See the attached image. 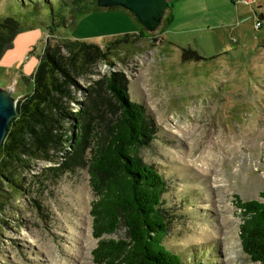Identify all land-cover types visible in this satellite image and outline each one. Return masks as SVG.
<instances>
[{
	"label": "rangeland",
	"instance_id": "374dc122",
	"mask_svg": "<svg viewBox=\"0 0 264 264\" xmlns=\"http://www.w3.org/2000/svg\"><path fill=\"white\" fill-rule=\"evenodd\" d=\"M34 1L0 0V17L15 16L22 26L0 57V88L13 84L12 97L29 92L25 78L37 66L51 26L59 37L101 46L130 33L127 42L106 50L112 64L98 61L77 80L73 120L78 117L74 111L87 108L102 90L99 81L114 72L128 97L141 105L150 130L139 155L167 181L162 195L169 219L165 245L191 264H259L241 248L235 196L258 198L264 186V0H217L215 11L201 12L198 17L209 18L201 23L207 26L229 16L228 6L236 2L241 25L222 34L227 43L220 51L213 47L217 35L211 41L196 35L204 51L190 47L206 58L187 61L181 50L187 44L174 39L194 40L193 33L179 37L166 31L164 39L168 7L154 31L143 29V36H134L142 25L122 7L100 8L82 0L88 8L71 24L73 0H49L53 18L47 1L41 10ZM63 12L68 25H53ZM110 101L88 106L91 123L104 125L113 116ZM64 126L72 131L69 120ZM50 155L12 166L18 191L3 183L7 197L0 206V264H96L89 213L95 193L85 165L87 150L67 143ZM122 233L121 228L113 236Z\"/></svg>",
	"mask_w": 264,
	"mask_h": 264
},
{
	"label": "trees",
	"instance_id": "16d2710c",
	"mask_svg": "<svg viewBox=\"0 0 264 264\" xmlns=\"http://www.w3.org/2000/svg\"><path fill=\"white\" fill-rule=\"evenodd\" d=\"M45 1L51 5L49 0ZM92 2L95 4L96 0ZM62 3L65 7L66 2ZM72 3L76 4L73 11L70 8V20L74 24L88 4L82 0ZM34 7L43 9L44 0H35ZM51 10L53 18V7ZM170 16L166 17L167 22ZM52 23L68 25L64 12ZM21 27L15 16L0 17V57L12 46ZM143 29L142 26L132 35L143 36ZM53 30L51 26L37 66L25 78L31 88L19 97L16 115L10 119L0 146V206L7 197L3 183L12 192L19 188L13 165L51 159L50 151H61L68 143L72 149L87 150L85 165L95 193L89 213L92 234L97 239L91 249L96 264H191L164 243L169 219L162 195L167 181L139 155L150 130L141 105L128 97L114 72L99 81V84L104 82L102 90L87 105L88 108L109 104L112 98L113 116L104 125L91 123L87 108L81 105L74 111L78 115L76 122L72 117L70 105L75 101L79 77L98 61L112 64L106 50L127 42L130 33L117 35L101 46L86 40L62 38ZM181 50L185 61L206 58L190 46ZM67 120L71 122L70 133L64 126ZM235 205L241 218L238 233L241 248L251 261L264 264V186L258 191V198L243 200L236 195ZM121 228L123 233L113 236Z\"/></svg>",
	"mask_w": 264,
	"mask_h": 264
},
{
	"label": "crops",
	"instance_id": "0c3cea01",
	"mask_svg": "<svg viewBox=\"0 0 264 264\" xmlns=\"http://www.w3.org/2000/svg\"><path fill=\"white\" fill-rule=\"evenodd\" d=\"M169 1V0H168ZM171 7L168 9V17L170 16V20L166 23L165 28L162 30V34L165 38V32L168 31L172 35H178L179 37L182 34H187L192 32L194 40L192 37L184 40L174 39L175 41L182 43L187 46L195 47L196 49H203L204 45L202 41L196 36H202L204 38L208 37V40L211 41V38L215 37V45L214 51H220L223 47L222 45H226L227 43V34L226 33L231 28L233 29L236 25H241L242 17L239 15V5L236 2H233V6H228V10L230 11V15L221 19L219 22H214L207 24V26L202 25V21H206L209 18L207 17L205 20L202 17H198L201 12H210L215 11L216 7L220 4L217 0H170ZM233 1V0H232ZM240 4V3H239ZM228 5V4H227ZM173 24L175 27L173 29ZM169 27L166 30V27ZM235 31V28L232 30ZM241 31V29H240ZM240 37L242 38V33H240ZM202 38V39H204ZM243 39V38H242ZM222 47V48H221ZM200 50V49H199Z\"/></svg>",
	"mask_w": 264,
	"mask_h": 264
},
{
	"label": "water",
	"instance_id": "95a60500",
	"mask_svg": "<svg viewBox=\"0 0 264 264\" xmlns=\"http://www.w3.org/2000/svg\"><path fill=\"white\" fill-rule=\"evenodd\" d=\"M99 7L119 6L131 12L147 31H154L161 23L168 0H96ZM13 84L0 88V146L7 125L16 115L19 97H12Z\"/></svg>",
	"mask_w": 264,
	"mask_h": 264
},
{
	"label": "built area",
	"instance_id": "2783aa9c",
	"mask_svg": "<svg viewBox=\"0 0 264 264\" xmlns=\"http://www.w3.org/2000/svg\"><path fill=\"white\" fill-rule=\"evenodd\" d=\"M239 3H243V4H250L252 3L254 0H236ZM261 25L260 20H256L255 21V27L258 28Z\"/></svg>",
	"mask_w": 264,
	"mask_h": 264
}]
</instances>
